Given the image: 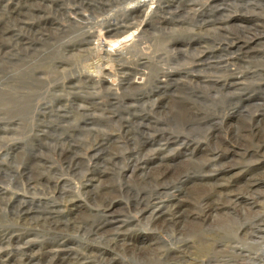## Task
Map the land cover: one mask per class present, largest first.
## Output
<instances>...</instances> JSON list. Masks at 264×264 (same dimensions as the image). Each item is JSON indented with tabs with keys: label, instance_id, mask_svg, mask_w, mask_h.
<instances>
[{
	"label": "rangeland",
	"instance_id": "obj_1",
	"mask_svg": "<svg viewBox=\"0 0 264 264\" xmlns=\"http://www.w3.org/2000/svg\"><path fill=\"white\" fill-rule=\"evenodd\" d=\"M120 1L126 2L0 0V264H22L29 260L31 264H73L75 258L83 262L87 258L90 264H134L133 254L141 247L152 245L157 250V247L172 245L170 235L178 236L174 231H155L153 226L147 225L156 196L150 187L141 192L145 187L141 184V171L134 170L132 161V156L140 153L142 143L149 145L144 153L163 143L164 147L160 148L170 153L168 159L174 158L173 165L177 168L217 157V172L208 177L195 173L190 178H180V182L176 181L178 184L168 181L170 191L161 197L164 204L180 202L187 215H191L190 221L197 218L195 214L203 207L201 201L210 193V186L216 183L218 176V182L225 185L222 190L218 189L231 193L232 199L246 184L259 182L252 189V195L264 204V195H258L264 192V154L253 157L244 151L249 148L253 134L249 128L258 121L264 126L261 116L264 108V0L149 1V7L142 9L145 13L138 14L131 22L135 32L145 35L143 48L148 50L139 52L133 61L140 65L131 70V86L136 90L130 92L119 85L121 74L116 70V62L102 66L99 76L94 70L98 59L93 53L80 51L81 41L92 39L101 43L106 40L102 32L111 24L110 19L125 21L126 10H136L138 0ZM103 4H107L105 10H101ZM176 11L180 12L177 19L183 24L164 27L161 16L170 19V13ZM214 21L217 25L208 23ZM108 40L115 41V38ZM76 43L78 45L74 46ZM176 46L186 53L177 56ZM89 49L93 52L99 48L94 44ZM202 51L206 52L212 66L199 69L197 73L188 72V67L195 65L191 54ZM148 53L149 58H153L149 60L152 65L142 66ZM158 55L160 59L156 58ZM234 58L239 65L233 62L225 65L227 59ZM60 62L64 65L60 66ZM170 71L179 74L174 75L171 83L159 86V78L166 79ZM89 76L96 79L95 84L90 82ZM157 87H164L167 92L165 109L153 105L160 92ZM141 92L146 95L140 96ZM129 105L136 107L139 118L147 116V126L140 132L130 128L131 116L124 112ZM181 112L200 113L206 118L205 124H211L183 126L177 121ZM213 135L221 144L217 151H213L210 140ZM167 136L182 141L181 145H174L172 141L170 147L164 141ZM101 137H108L110 141L106 152L105 146L96 141ZM185 144L188 151L184 150ZM201 149L207 150L202 152ZM70 154L77 157L72 163L66 159ZM99 156H106L105 163L99 161ZM150 161L151 168L160 164L155 158ZM28 186L33 190L27 189ZM15 193L25 196L23 202L27 206L23 205L29 209L47 205L54 208L53 220L60 221L59 226L56 228L42 219L34 220L30 213L22 214L12 197ZM169 195L176 198L167 201L165 197ZM241 197L249 199L243 193ZM136 200L143 202L139 204ZM232 207L227 210L228 207L219 206L220 214L225 216L223 211L234 213ZM263 208L264 205L256 206L252 211L264 213ZM236 211L235 221L242 224L237 218L241 212ZM202 219L198 217L196 223L203 227V239L210 243L216 239L215 233ZM98 223H103L101 232L105 235L126 232L124 239H119L112 248L102 233L93 234ZM236 223H229L234 226L233 232L240 225L235 226ZM191 242V247L196 248L193 247V252L200 250L201 242L195 239ZM123 244L128 249L123 248ZM23 246L26 251L22 252L18 247ZM67 246L73 250L72 254L78 255L66 258L62 252L47 254V250Z\"/></svg>",
	"mask_w": 264,
	"mask_h": 264
},
{
	"label": "bare ground",
	"instance_id": "obj_2",
	"mask_svg": "<svg viewBox=\"0 0 264 264\" xmlns=\"http://www.w3.org/2000/svg\"><path fill=\"white\" fill-rule=\"evenodd\" d=\"M149 1H151V0H140V1L138 0V1H136L137 6H136V10L134 12H131L130 10L129 11L126 10L127 15H125L124 16L125 19H123L125 21L120 20V18L110 19L111 24L109 25V27L104 32H102V35H104L103 37H105V38H103V37L102 38L106 39V40L115 38V41L103 40V41H101V43H99V41L93 42L92 39L91 40L87 39V40L81 41V45H82L81 46L82 48L80 49L81 53H82V51L84 52V54H85V52H86V54H88L87 52H89V54L93 53L94 58L98 59V61L94 65L95 66L94 68H96L94 70L97 71V75L100 76V74L102 73V68H103L102 66H104V67L109 66L110 62H116L117 63V69L116 70H117L118 74H121L119 85H121L123 87V88L122 87L121 88L125 92H130V91L136 90V87L131 86V84L133 82V75L131 74V70H133L134 66L139 67L137 65H140V64L138 63L136 65L134 63L137 61H135V62H133V61L135 60V57L139 52H142L143 50H148V48H146V47L143 48V46L145 45V43H143L145 35L143 36L142 34L135 32V25L132 24L131 22H133L134 20H136L139 17L138 14L141 15V14L145 13L142 9L149 7V4H150V3H148ZM117 2H121V4H124L126 1L123 2L120 0H116V3ZM105 5H107V4H103V8L101 10H103V9L105 10ZM118 5H120V4H118ZM165 12H164V14H169V13H165ZM129 13H131V14H129ZM170 15H171L170 19L160 15L162 17L160 22L162 23V25H164V27H168L169 25L171 26V25L177 24L178 22L180 23V25L183 24L182 20L180 21L177 19L181 15L179 11H176L174 13L172 12V13H170ZM160 22H159V25L161 24ZM208 23L211 25H217L216 21H214L213 23L212 22H208ZM97 26L100 27L101 25L99 24ZM165 30H166V28H165ZM218 30H220L221 32L224 31L223 28H219V27H218ZM169 31L172 32V34L175 33V31L172 29ZM86 32H88V31H86ZM91 32L92 31H90L89 33H91ZM88 36H90V35H88ZM76 38L78 39L79 37L76 36ZM89 38H91V37H89ZM165 39H167V38H165ZM74 42H76L75 39H74ZM78 44H79V41H78ZM78 44L76 43L74 46H76ZM94 44L99 49L98 50L94 49L95 51L92 52V49L90 50L89 47L94 45ZM179 44H181V43H179ZM178 47L179 46H176V48H175L176 51L174 50V52H177L176 53L177 56L180 57V54L186 53V51L181 50V49H177ZM81 55H83V54H81ZM71 56H73V55H71ZM149 56H150L149 53L146 54L147 59H145V61L142 60L143 61L142 66H147V64L149 65V63L152 65V63L149 60H151L153 58H149ZM75 57H76V55H75ZM191 57H192L191 60L195 61V65H194V67H188V72H190V73H197L199 69L201 70L204 67L210 68V66H212V64H213L209 61V57L206 55L205 51H202L198 54H195V53L191 54ZM63 58H65V56ZM156 58L160 59L161 55H158ZM37 61H38V59H37ZM66 62H67V59H66ZM230 62L236 63L237 65H239V63H240L235 58L234 59H227L224 63H225V65L226 64L228 65ZM35 63H36V61H35ZM59 64H60V66L64 65L61 62ZM113 64L114 63H112V65ZM230 65H231V63H230ZM136 69H138V68H136ZM231 71H233V70H231ZM177 73H178L177 71H170L167 78L166 79L159 78V82L157 84L160 86V85H163L164 82H165V84L168 82L171 83L173 81L174 75L179 74V73L178 74ZM160 75H158V77ZM91 76H89L87 78L91 79L90 82H94V84H95L96 79L94 80L93 79L94 77L90 78ZM87 83H88V81H87ZM108 83H109V81H108ZM157 91H160V92L157 93V94H159L158 96H157V94H155L157 96V100L154 101L153 105L159 106L160 109H165L166 108L165 100H166V96H167L166 93L167 92H165L164 87H157ZM135 93H137V91ZM144 94L145 93H142L140 96H143ZM2 95H4V94H2ZM156 101H157V103H156ZM262 107H264V104H262ZM84 108H86V107H84ZM135 108H136L135 106L129 105L125 108L124 112L127 113V115L131 116V121L129 122L130 126H131L130 128L137 129V131L140 132V130H142L145 126H147V121H146L147 116H145L144 118H141V117L139 118L138 117L139 116L138 111H136ZM262 109H263V111H262L263 113L261 114V116L264 118V108H262ZM82 110H83V108H82ZM121 111H123V110H121ZM201 116H200V113L196 114L194 112H181L178 116L177 121H178V123L183 124V126H188L189 128H192L194 124H197L198 126H203L206 123L205 122L206 118H203ZM192 119H194V120H192ZM195 121H197V122L193 123ZM201 122H204V123H201ZM208 124H211V122H209L205 125H208ZM262 124H260V122L258 121L256 123V125L254 124L255 126L253 128H249V129L253 130L254 135L252 134V138L250 139L251 142L249 143V146L246 145V147L248 146L249 148H245L244 151L250 152L251 156H253V157L256 155L261 156L264 154V126ZM135 135H136V133H135ZM144 135H145V133H144ZM139 136H140V133H139ZM170 137L167 136V139L164 140L167 142V145H169L171 147L170 144L172 141H173L174 145L175 144H178V146L181 145L182 141H180L176 138H173V137L170 138ZM210 140L212 141V145H213L212 147H214L213 151H217L218 148H221V144L219 143V141L217 140V137L215 135H213L210 138ZM96 141H98L99 144L101 143L102 147L105 146V151L104 150L103 151L106 152V149H107L108 145L110 144L108 137L107 138L101 137L100 139H97ZM178 142H180V144ZM162 144H160V146H162ZM187 144H185L187 147H184V150L188 149ZM246 144H247V142H246ZM139 145H140V143H139ZM154 145H156V144H154ZM140 146H141L140 153L137 154L136 156L133 155L132 161L134 163V170L141 171V176H142L140 179L141 184L145 186L141 190V192L145 191L148 187H150L153 189L154 194L156 196V199L153 201V205L155 204V206H153L154 209H151V213H150V215H148V216H150L149 217L150 221H148L147 225H150L151 227L153 226L155 231H156V229H159L162 231H165V230L168 231L169 229H171V231H174L175 234H177L178 236L175 235V237H174V236L170 235V237L173 238L172 240L174 242L172 245H165L164 244L165 246H162V248H160V249H158V247H157V250H155L156 248L153 249L152 245H149L147 247H143V248L141 247V249H139V251H137V252L133 251L134 252L133 256L136 258L135 261H137L138 264H152L154 262H156V264H264V213H257V212L252 211L254 207L264 205V204H261L260 202H258L257 198L253 197L254 195H252V193H253L252 189L256 185H258L259 182L256 181V182H250V183L246 184L245 186H243L240 189V192H239L240 194L233 196V199H232L231 193H229V192L223 193L221 191L223 189V187H225V185L223 183L218 182V180H220L219 176H218V178L216 177L217 178L216 183L214 185L210 186V193L204 195L205 197L203 196L204 198L201 201L202 205H203L202 209L200 211H197L196 214L194 213L197 218H195V220L190 221L191 215L190 214L187 215V213L184 211V208L182 209L183 206L181 205L180 202H170V203L164 204V201L163 202L160 201V200H162L161 197L166 192L170 191V190H168V187H169L168 181H172L171 183L176 184L177 183L176 181H179V182L181 181L180 178H190L191 175H193L195 173H202V174H204V177H208V174H210V173L213 174L214 172H217L218 166H217V164H215V160L217 157L216 158L215 157L210 158V159L206 158L205 160L198 161V162L193 161V163L189 162L187 164H184L183 168H182V166H181V168H177L173 165V159L174 158L168 159V157L170 156V153L164 152V150H166V149L162 148L164 146H162L161 148H160V146H158L154 150L153 149H147V153H144V152L146 151L145 148H147L149 145L146 143H142ZM209 148H211V147H209ZM206 150L207 149H203V150L201 149L202 152H204ZM99 151L102 152V150H99ZM192 151H193V149H192ZM213 151H211V152H213ZM193 153H194V151H193ZM105 157L106 156H103L100 158V156H99L97 158L99 159V161H102L105 163V161H104V160H106ZM152 158L157 159L160 162V164L151 168L149 161ZM66 159L69 161V163H72L74 160L77 159V157L70 154L69 157H67ZM258 161H259V159H258ZM258 161L256 160L255 162L257 163ZM250 162H251V160H250ZM106 165H107V163H106ZM145 169H147V171ZM97 172H99V170H97ZM263 178H264V175H263ZM262 180H264V179H262ZM90 181H91V179H90ZM28 184L29 183H27V185ZM140 187H139V189H141ZM174 188H176V187H174ZM218 188L221 190H219ZM27 189L33 190V188L30 186H28ZM172 190H174V189H172ZM256 190H257V188H256ZM89 192H90V190H89ZM150 193H151V191H150ZM242 193L244 195H246L249 199L247 200V199H245L246 197L245 198L241 197ZM261 194L264 195V192H262V193L260 192L258 195H261ZM263 195H261V197ZM12 197H14V200H15L14 203L18 204L20 206L19 208L22 209L21 210L23 212L22 214L30 213L33 215V217L36 218L34 220L42 219V220L50 221V223L52 225H54L56 228H57V226H59L60 221L58 222V221L53 220L55 218V217H53L54 208H51V207H49V205H47L44 208L38 207V208L29 209L28 207H25V206H27L26 205L27 203L24 204V202H23L24 198H25L24 195H18L17 193H15ZM165 198L168 201L169 199L171 200V198L174 199L176 197L174 195H169L168 197H165ZM199 198H201V197H199ZM144 200H146V199H144ZM139 201L140 200H138V202H137V200H136L137 203H139ZM142 202H140V203H142ZM55 204L57 205V203H55ZM156 204H158V205H156ZM219 206L220 207L221 206L228 207L227 210H229L233 206L232 210H234V213L236 210H239L241 212V216L240 217L237 216V218H239L240 220L243 221L242 224L236 223V222H239V220L237 219L238 221H235L236 216L234 217V213L231 214L228 211H223L226 214H225V216L221 215L220 213H222V211H221L222 209H219ZM146 208H147V206H146ZM236 213H238V212L236 211ZM109 215H111V214H109ZM198 217L203 218L202 220H206V224L208 225V227L213 228V230L211 232L215 233L214 237L216 239L211 241L210 243H208L207 240L203 239L204 238L203 235H205V234H201V230L203 227L200 225V223H196V219H198ZM112 222H113V220H112ZM122 223H123V221H122ZM229 223H236L235 226H237L238 224H240V225L238 228L236 227L235 232H233L234 229L232 231V227H234V226L230 225ZM104 225H105V223H104ZM118 226H122V224L121 225L119 224ZM103 228H104L103 223H100L98 225V227L94 230L95 232L93 231V234L95 233L96 235H98V233H102L101 236L105 237V239L107 240V242L110 243V246L112 248H113V246L118 244L119 239H121V238L124 239L123 234H125L126 232L123 234H120L119 231L115 232V233H112V232H114V231H112L111 232L112 234H110L108 232L109 235L108 234L105 235L103 232H101V231H103ZM109 231H110V229H109ZM176 237L178 239H176ZM192 239H195V240H198L199 242H201V245L199 243V245H200L199 249L200 250H196L195 252L192 251V250H194L193 249L194 246L191 247ZM57 244H59V243H57ZM122 246H123V248L128 249L125 244H123ZM196 247H198V246H196ZM18 249L22 252L26 251L25 250L26 248H24V246H23V248L18 247ZM133 249H135V248H133ZM47 252H48L47 254L55 253V252L58 254L59 252H62L64 254L63 256H65L66 258H68V256H71V255H73L74 257H75V255H78L75 252H74V254H72L73 250L69 246H67L64 249H59V247H57V250L51 249V250H47ZM75 259H76V261L72 260L74 262L73 264H90V262L88 261L87 258H86V260H84V262H83V260H77L78 258H75ZM135 261L133 260L134 264H137ZM141 261L145 262V263H142ZM110 263H111V261H110ZM22 264H31V260L23 262Z\"/></svg>",
	"mask_w": 264,
	"mask_h": 264
}]
</instances>
